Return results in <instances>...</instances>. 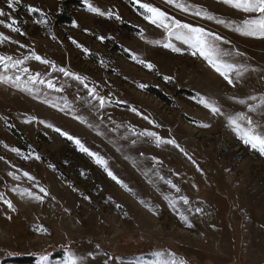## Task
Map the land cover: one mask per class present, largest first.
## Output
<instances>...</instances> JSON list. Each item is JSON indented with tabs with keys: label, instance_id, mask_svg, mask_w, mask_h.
Listing matches in <instances>:
<instances>
[{
	"label": "rangeland",
	"instance_id": "374dc122",
	"mask_svg": "<svg viewBox=\"0 0 264 264\" xmlns=\"http://www.w3.org/2000/svg\"><path fill=\"white\" fill-rule=\"evenodd\" d=\"M141 2L222 36L228 43L221 47L232 53L226 59L248 71L240 77L232 73L230 85L187 45L173 39L181 52L163 47L166 33L145 20L144 10L132 0H89L102 11L118 13L119 21L87 11L83 0H21L15 10L0 0L6 13L0 20L15 19L20 29L12 32L0 24V33L9 37L0 44V55L23 59L35 52L88 85L32 59L20 67L52 79L62 91L35 84L30 86L39 91L33 95L0 83V193L16 209L0 201V264H38L41 255L48 256L49 264H64L69 251L85 257L84 264H161L173 256L186 264H264V155L238 138L225 115L198 102L199 97L211 98L225 114L242 112L264 130V110L249 112L238 103L259 104L264 96V39L195 15L197 7L226 23H239L247 15L221 0H184L194 6L189 11L168 0ZM29 5L44 12L46 24L35 23L40 15L29 12ZM101 35L103 42L97 38ZM152 40L161 44L148 42ZM18 71L0 67V75ZM20 75L27 80V74ZM89 89L105 98L103 107ZM56 128L103 158L131 191ZM146 132L175 144H157ZM129 135L143 138L160 154V161L152 160L163 163L166 172L157 176L158 182L139 185L128 174L130 165L137 168L149 157L143 151L131 153L122 139ZM13 188L44 196L43 202ZM181 212L192 227L180 219Z\"/></svg>",
	"mask_w": 264,
	"mask_h": 264
},
{
	"label": "snow or ice",
	"instance_id": "6c2138e0",
	"mask_svg": "<svg viewBox=\"0 0 264 264\" xmlns=\"http://www.w3.org/2000/svg\"><path fill=\"white\" fill-rule=\"evenodd\" d=\"M86 5V9L89 12L95 13L99 16H105L108 19L115 18L116 20H121V17L118 13H114L111 10L107 12L102 11L99 7L93 6V4L89 3V0H83ZM133 3L138 4L139 8L143 9L144 19L149 23L155 25L157 28H160L166 33V38L162 43V46L168 49H171L173 52H181V48L177 47L172 41L173 39L179 41L183 45H187V47L191 50V54L196 56L197 54L202 57L207 63L221 76L228 84L233 85L234 81L231 78V74L235 73L237 77H240L244 72H247L248 69L243 64H237L229 62L226 57L232 55V53L225 51L221 47V42L228 43V41L224 40L222 36L217 35L213 32L207 31L203 27L193 26L190 23H183L179 19H175L172 16H169L166 12L162 11L159 7H155L150 3L141 2V0H132ZM223 4H226L233 9H236L244 14H247L239 23L232 22L226 23L224 20L217 19L211 13L207 12L204 9L196 8L195 15L202 16L208 20H215L218 24H224L225 27H231L234 32L239 33L242 36L247 37H255L264 39V0H221ZM7 8L11 10H15V6H18L21 3V0H6ZM169 4L174 5L176 8L181 9L182 11H189L194 6L188 5L184 2V0H168ZM28 11L31 13H39L40 18L35 21L37 24H46L47 20L45 18V14L41 9L33 7L31 5L27 6ZM6 13L3 10H0V17H4ZM17 23L15 19L11 20L10 23H5L4 20H0V24H3L4 27L10 29L12 32H20L18 27L14 25ZM73 26L76 27L78 25L73 23ZM23 34V33H21ZM101 42L105 40L104 36L97 37ZM141 38H143V33H141ZM55 39V37H53ZM9 37L0 33V44L8 41ZM16 43V41H12ZM77 47H80L82 51L88 52V49L83 48L80 44H78L75 40L72 41ZM153 44H161V41L152 40L148 41ZM20 47H25V45H20ZM236 56L241 55V53L236 52ZM134 60L137 59L135 55L132 57ZM32 59L40 62L41 64L49 65L54 71H59L63 73L65 76H71L73 79L79 81L84 84V87L87 88L88 85L85 83V78L81 77L78 74L70 72L63 67L57 68L55 63L42 58L40 55H37L35 52L31 54L30 57L26 56L23 59H13L12 56L0 55V67H3L5 71L8 69H19L18 73L15 76L8 75H0V83L11 84L13 87L20 89L22 91L28 92L30 94L35 95L39 90L34 89L30 85L40 84L45 85L49 89H53L55 91H62V88H57L52 79H43L41 78V74L39 72L33 74L30 72L28 67H20L25 63L26 60ZM138 63L144 64L150 70L154 67L151 63H146L143 60H137ZM20 73L27 74V80H22ZM166 80L171 78L165 77ZM139 87L143 88L145 85H139ZM89 95H93L95 99L99 101L101 107L105 104V98L103 96H99L95 93V89H89ZM249 100L255 101L257 98L255 96H250ZM48 103L47 100L43 101ZM199 103H201L205 108L209 109L213 114L225 115L228 125L232 128V130L237 134L238 138L245 144L250 146L252 149L257 150L261 155H264V130H260L258 126L255 125V122L251 117L245 115L244 113H236L235 115L225 114L221 111V108L217 105V102L211 98L199 97ZM238 103L242 105L248 106L249 112H255L258 109L264 110V96L259 98V104H251L244 99L238 100ZM53 107H57V105H51ZM62 110V109H61ZM135 111V109H133ZM0 119H4L0 117ZM35 119V118H32ZM31 122V120L26 121ZM41 123H45L44 121H40ZM83 122V121H82ZM207 127V125H203ZM48 127H52V125H48ZM55 131L60 132L61 135L67 136L69 140H74V142L78 145L79 150L81 152L87 153L89 156L95 157V161L97 164L102 166L104 170L107 172L108 176L111 177L116 183L120 184L121 187L125 188L128 191L131 189L127 188L121 180H119L107 167V162L89 151L78 138H74L66 132H62L59 128H56ZM144 135L155 137L157 144L159 143H171L175 144V141H162L159 137L156 136L154 132H146ZM179 147L178 145H176ZM7 147V145H6ZM11 151L19 154V149L11 148ZM27 158V157H25ZM0 159H3L0 157ZM39 159V156L36 157ZM13 175L12 173H9ZM25 176L28 177L29 180H34V177L30 176L29 173L25 172ZM18 179V177H14ZM166 183L170 184L172 187H176L172 184L171 181H166ZM179 191V189H176ZM13 192H17L20 196H27L32 200H36L38 202H43L44 196L49 195L48 191L44 187H40L39 191L44 194V196L37 195L27 189L13 188ZM88 199V197H85ZM165 199L168 200L170 206L175 207V202L173 199L165 196ZM184 204H188L187 197H181ZM0 201L7 205L8 209L12 211H16L11 200L6 199L3 193H0ZM143 203V201H141ZM119 207V205H117ZM197 212L201 211V209L197 208ZM8 219H11L9 216ZM180 219L186 224L187 227H192V224L188 222L187 216L184 213H180ZM41 231L47 232L46 229L41 228ZM97 247H99L97 245ZM90 255V254H89ZM160 255V253H157ZM85 257L78 256L75 253L69 251V255L67 259L64 261V264H84ZM38 264H49V258L47 255H41L39 258ZM104 264H108L107 261ZM161 264H186L184 260H177L174 256L170 260L162 261Z\"/></svg>",
	"mask_w": 264,
	"mask_h": 264
},
{
	"label": "bare ground",
	"instance_id": "6f19581e",
	"mask_svg": "<svg viewBox=\"0 0 264 264\" xmlns=\"http://www.w3.org/2000/svg\"><path fill=\"white\" fill-rule=\"evenodd\" d=\"M100 139L102 138L100 137ZM122 139L123 142L126 145H128L127 147L128 149H130L132 154L143 151L147 153L149 156V157L147 156L148 158L145 159L144 164L143 165L138 164L137 168L132 167L130 165L131 169H129L128 174L134 175V183L142 185L144 182H152V183L158 182L159 178L157 179V176L159 177L160 175L165 174L166 172L165 169L163 168V163L154 164L152 160L158 159L160 154L153 151L147 145H145L143 138H139L135 135H129L126 136L125 139L124 138ZM168 157H171V155L168 154ZM161 184H164V186H166L168 183L162 181Z\"/></svg>",
	"mask_w": 264,
	"mask_h": 264
}]
</instances>
